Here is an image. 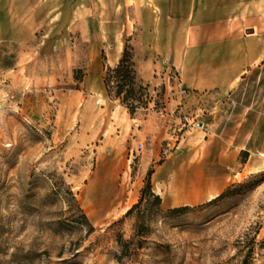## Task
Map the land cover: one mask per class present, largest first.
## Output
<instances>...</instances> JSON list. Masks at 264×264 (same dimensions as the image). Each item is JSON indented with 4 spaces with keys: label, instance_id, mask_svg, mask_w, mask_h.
<instances>
[{
    "label": "rangeland",
    "instance_id": "rangeland-1",
    "mask_svg": "<svg viewBox=\"0 0 264 264\" xmlns=\"http://www.w3.org/2000/svg\"><path fill=\"white\" fill-rule=\"evenodd\" d=\"M45 1L24 17L0 15V264H264V154L210 201L164 209L146 196L125 216L193 126V110L180 111L185 95L167 68L143 82L146 105L129 114L103 76L106 55L131 39L95 36L92 22L82 34L63 0ZM230 13L264 32V0H237ZM170 99L179 100L173 109ZM166 107L176 124L145 166L158 128L141 131L143 114ZM89 192L108 200L102 215Z\"/></svg>",
    "mask_w": 264,
    "mask_h": 264
},
{
    "label": "crops",
    "instance_id": "crops-1",
    "mask_svg": "<svg viewBox=\"0 0 264 264\" xmlns=\"http://www.w3.org/2000/svg\"><path fill=\"white\" fill-rule=\"evenodd\" d=\"M236 1H62L82 34L92 22L95 36L131 39L143 82L155 81V72L167 68L177 72L185 95L180 111L193 110V126L183 136L193 137L182 136L153 167L152 191L164 209L193 207L218 197L249 165L259 164L253 157L264 154V32L255 30L254 20L246 24L230 13ZM38 5L39 0H0V15L6 22L8 14L24 17ZM44 6L48 9L50 0ZM121 52L107 54L105 65H116ZM170 101L173 109L179 100ZM167 107L164 114H143L141 131L153 122L158 128L151 138L158 150L148 151L145 166L157 160L161 142L170 135L167 128L176 124L177 116L169 115ZM194 123H201L200 132Z\"/></svg>",
    "mask_w": 264,
    "mask_h": 264
},
{
    "label": "trees",
    "instance_id": "trees-1",
    "mask_svg": "<svg viewBox=\"0 0 264 264\" xmlns=\"http://www.w3.org/2000/svg\"><path fill=\"white\" fill-rule=\"evenodd\" d=\"M103 85L107 95L118 100L121 105L127 108L129 114H133L134 111L144 105H146V98L148 97V86L143 83V81L138 77L136 71V64L134 61L133 48L131 45H125L122 56L118 63L114 67H106L103 76ZM153 169L148 172V177L145 180V186L140 192V198L138 203L130 208L125 216L132 214L135 208L142 205L146 196L153 197L156 201L158 208L161 207V199L152 191L150 175ZM72 201L74 202L76 209L80 213L82 219L88 224V221L79 207L74 194L69 190ZM178 208V207H177ZM185 208V207H182ZM119 244L121 243V237L118 239ZM120 260V256L117 257ZM246 264V262H242Z\"/></svg>",
    "mask_w": 264,
    "mask_h": 264
},
{
    "label": "bare ground",
    "instance_id": "bare-ground-1",
    "mask_svg": "<svg viewBox=\"0 0 264 264\" xmlns=\"http://www.w3.org/2000/svg\"><path fill=\"white\" fill-rule=\"evenodd\" d=\"M99 179V178H98ZM97 185V182L91 183L90 188H93ZM89 199H91V208H93L98 215H102L103 212H105L108 209L109 202L108 200H99V198H96V196H92L91 192L88 194Z\"/></svg>",
    "mask_w": 264,
    "mask_h": 264
},
{
    "label": "built area",
    "instance_id": "built-area-1",
    "mask_svg": "<svg viewBox=\"0 0 264 264\" xmlns=\"http://www.w3.org/2000/svg\"><path fill=\"white\" fill-rule=\"evenodd\" d=\"M195 126L198 127V128H201L202 127L201 123H196Z\"/></svg>",
    "mask_w": 264,
    "mask_h": 264
},
{
    "label": "water",
    "instance_id": "water-1",
    "mask_svg": "<svg viewBox=\"0 0 264 264\" xmlns=\"http://www.w3.org/2000/svg\"><path fill=\"white\" fill-rule=\"evenodd\" d=\"M246 33H252L251 29L246 30Z\"/></svg>",
    "mask_w": 264,
    "mask_h": 264
}]
</instances>
